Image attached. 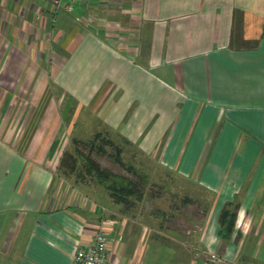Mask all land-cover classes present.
I'll list each match as a JSON object with an SVG mask.
<instances>
[{
  "label": "crops",
  "instance_id": "0c3cea01",
  "mask_svg": "<svg viewBox=\"0 0 264 264\" xmlns=\"http://www.w3.org/2000/svg\"><path fill=\"white\" fill-rule=\"evenodd\" d=\"M0 60V264H82L104 221L116 264H264V0H0ZM64 64L84 107L101 96L113 125L130 113L128 137L211 197L195 236L157 239L56 183Z\"/></svg>",
  "mask_w": 264,
  "mask_h": 264
},
{
  "label": "rangeland",
  "instance_id": "374dc122",
  "mask_svg": "<svg viewBox=\"0 0 264 264\" xmlns=\"http://www.w3.org/2000/svg\"><path fill=\"white\" fill-rule=\"evenodd\" d=\"M97 16L89 20L99 21ZM43 62L41 66H49L53 60ZM3 67L0 60V74ZM62 67L57 118L64 125L65 144L55 169L56 183L63 182L68 192L83 194L104 206L113 202L112 192L131 187L135 192L129 195V203L121 205L124 214L147 223L157 239L177 242L195 236L207 220L211 197L194 182L164 168L157 155H150L139 141L128 137L124 127L130 113L120 114V122L113 125L107 113L99 112L104 106L98 107L97 102L108 103L101 96L84 107L78 92V70L70 64ZM111 107L108 103L107 108Z\"/></svg>",
  "mask_w": 264,
  "mask_h": 264
},
{
  "label": "built area",
  "instance_id": "2783aa9c",
  "mask_svg": "<svg viewBox=\"0 0 264 264\" xmlns=\"http://www.w3.org/2000/svg\"><path fill=\"white\" fill-rule=\"evenodd\" d=\"M50 2L55 12L60 10L72 12L80 0H50ZM105 223L106 221L98 226L99 229L94 234L90 246L78 248L75 255L76 260L82 264H116L110 252L109 234ZM209 259L217 264H235L219 252L210 253Z\"/></svg>",
  "mask_w": 264,
  "mask_h": 264
},
{
  "label": "trees",
  "instance_id": "16d2710c",
  "mask_svg": "<svg viewBox=\"0 0 264 264\" xmlns=\"http://www.w3.org/2000/svg\"><path fill=\"white\" fill-rule=\"evenodd\" d=\"M109 143L115 145L114 141L109 139ZM117 146V150L119 153H121V147L119 145ZM121 162V158H118ZM135 192V189L131 187L122 186L118 189V192H112L113 201L118 204H128V197L129 195H132ZM236 216H237V210H231L229 208H225L221 215V223L224 228V230L230 232L235 226L236 222Z\"/></svg>",
  "mask_w": 264,
  "mask_h": 264
}]
</instances>
